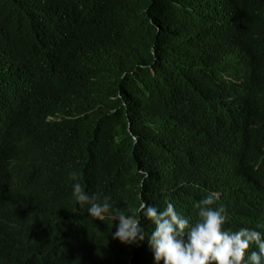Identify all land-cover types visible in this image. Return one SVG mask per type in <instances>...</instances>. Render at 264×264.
Wrapping results in <instances>:
<instances>
[{"label":"trees","instance_id":"trees-1","mask_svg":"<svg viewBox=\"0 0 264 264\" xmlns=\"http://www.w3.org/2000/svg\"><path fill=\"white\" fill-rule=\"evenodd\" d=\"M210 192L264 236V0H0V264H155L112 217Z\"/></svg>","mask_w":264,"mask_h":264},{"label":"clouds","instance_id":"clouds-1","mask_svg":"<svg viewBox=\"0 0 264 264\" xmlns=\"http://www.w3.org/2000/svg\"><path fill=\"white\" fill-rule=\"evenodd\" d=\"M142 176L148 173L141 170ZM77 180V174H72ZM72 195L80 206L89 205V217L103 221L109 212V197L98 203L97 196H89L84 186L73 184ZM217 193H208L197 203L200 219L190 224L187 217L178 214L172 203L163 210L141 202L135 215L119 214L112 217L118 221L113 235L121 244L134 245L145 241V231L141 225V216L154 225L147 240L154 254L155 264H244L245 255L250 247V264H262L264 260V236L258 231L241 228L238 231L225 229L228 215L223 207L214 208Z\"/></svg>","mask_w":264,"mask_h":264}]
</instances>
